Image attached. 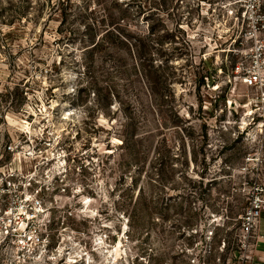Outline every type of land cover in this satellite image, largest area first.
<instances>
[{
    "label": "rangeland",
    "instance_id": "rangeland-1",
    "mask_svg": "<svg viewBox=\"0 0 264 264\" xmlns=\"http://www.w3.org/2000/svg\"><path fill=\"white\" fill-rule=\"evenodd\" d=\"M105 1L106 12L95 0H0L13 128L35 114L48 129L44 155L62 154L43 171L74 159L65 184L46 193L47 255L53 264H240V218L258 181L246 159L264 152L251 94L232 72L244 55L233 53L242 0L135 1L126 23L150 37L146 67L134 39L103 36L100 20L118 14Z\"/></svg>",
    "mask_w": 264,
    "mask_h": 264
},
{
    "label": "built area",
    "instance_id": "built-area-1",
    "mask_svg": "<svg viewBox=\"0 0 264 264\" xmlns=\"http://www.w3.org/2000/svg\"><path fill=\"white\" fill-rule=\"evenodd\" d=\"M239 11L243 26L233 53L244 55L232 72L250 92L251 120L259 121L260 133L264 134V0H242ZM4 91L0 84V264H53V258L47 255L53 248V226H42L45 197L54 184H65L75 169L71 163L74 159H65L61 169L54 164L43 171L42 165L50 166L55 155L62 153L53 152L50 158L44 155L52 140L35 114H27L19 127L13 128L17 118L3 103ZM61 157H66L65 152ZM246 163L254 165L258 181L240 218V264L255 261L264 216V152L249 155Z\"/></svg>",
    "mask_w": 264,
    "mask_h": 264
},
{
    "label": "trees",
    "instance_id": "trees-1",
    "mask_svg": "<svg viewBox=\"0 0 264 264\" xmlns=\"http://www.w3.org/2000/svg\"><path fill=\"white\" fill-rule=\"evenodd\" d=\"M97 4L104 8L105 12L107 8L105 7V0H95ZM135 1H140L141 5H143V0H115L113 3L117 8V15L113 16L112 14H108L106 18L104 17L100 20L99 24L101 25V29H106L104 37L111 36L113 32H117L121 38H123L124 45L130 44V41L134 39L135 43V53L141 60V65L143 67L153 65V58L150 52V47L148 42L150 40L149 36H146L141 33H133L131 32L130 24L126 23L128 21V15L131 7L134 5ZM139 14H145V7L139 6ZM150 34V32H149ZM101 39L102 37L94 43V48L101 47ZM187 44V42H185Z\"/></svg>",
    "mask_w": 264,
    "mask_h": 264
},
{
    "label": "crops",
    "instance_id": "crops-1",
    "mask_svg": "<svg viewBox=\"0 0 264 264\" xmlns=\"http://www.w3.org/2000/svg\"><path fill=\"white\" fill-rule=\"evenodd\" d=\"M259 233L262 236L255 252V261L252 264H264V216L262 218Z\"/></svg>",
    "mask_w": 264,
    "mask_h": 264
},
{
    "label": "clouds",
    "instance_id": "clouds-1",
    "mask_svg": "<svg viewBox=\"0 0 264 264\" xmlns=\"http://www.w3.org/2000/svg\"><path fill=\"white\" fill-rule=\"evenodd\" d=\"M39 211V209H37Z\"/></svg>",
    "mask_w": 264,
    "mask_h": 264
}]
</instances>
